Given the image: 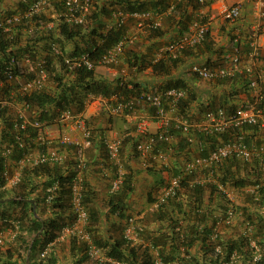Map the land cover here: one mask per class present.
<instances>
[{
	"label": "trees",
	"instance_id": "obj_1",
	"mask_svg": "<svg viewBox=\"0 0 264 264\" xmlns=\"http://www.w3.org/2000/svg\"><path fill=\"white\" fill-rule=\"evenodd\" d=\"M32 1L33 0H18L17 4L19 9L11 12L23 10ZM213 1L214 0H207L203 4L198 3L197 0L177 1L172 10L164 17V27L145 29L143 31L137 28L134 33L130 32L131 35L135 36L134 41L133 43L125 45L120 59L125 62L129 68H136L137 70H143L145 67L151 66L152 73L155 76H165L167 78L166 82H160L154 87L141 85L139 82H135L129 77L125 79V77L123 78L120 75L113 79L96 77L94 72L95 68L93 70L80 68L69 71L64 66L63 58L81 52H87L94 60H98L101 55L112 48L127 31L125 27L126 21L122 26L117 27L115 25L114 12H166L170 6V0H92L91 12L88 15L92 24L88 28L81 25H69L59 18L56 30H54L55 28H51L41 32L38 29H41L40 26L47 20V16L43 12L39 15H34L32 18L24 19L22 21L23 23L16 27L17 30L15 31L13 39H8L3 33H0V68H3L5 62L14 57L17 63L14 68V74L17 76L21 74H24L26 77L31 76L30 74L27 75L24 73L21 60L27 52L28 56L32 58L36 57L37 54L34 53L35 46L41 45L40 47L44 49L46 53L44 56V65L48 74L47 84L42 90L32 91L26 94H17L16 98L18 99V104L21 102L29 104V111L27 112L30 119L36 117L46 124L52 121L54 122L58 113L64 109H69L74 112H83L85 101L89 94H101L105 97H109L117 93L124 97H135L138 106L140 104L144 108H148L146 103L141 99L142 92L150 91L156 93L170 87L186 89L187 94L184 99H181L179 110L191 121L195 118L189 114V110L196 100V95L190 91L188 82L183 76L179 75V77L173 78L170 73L172 68L178 65L183 66L185 61L184 58L191 54L194 55L193 50L198 51L201 43L208 51L215 47L216 42L209 36L210 30L207 32L204 41L194 47L185 49L177 58H169L167 60L161 59L157 62H152L153 54L155 53L154 51L157 50L158 45L160 46L162 44L157 41L158 38L163 37L166 40L165 42L169 41L166 35L170 31L175 36L173 39L182 35L187 30L188 24L195 13L209 7ZM54 7L58 9L59 12L62 9V0H59V3L55 2ZM126 20L134 21L131 17H128ZM30 27L33 28L30 36L23 38V30H28ZM234 37L233 34L230 35V42L236 44L234 46L236 47L237 42L234 41ZM97 38L98 42L95 41ZM241 39L247 40V37L242 36ZM78 40H81L83 43V48H79L77 44ZM63 41L73 44V49L70 50V53L65 52L62 46ZM146 41L151 42L150 44H145ZM52 44L59 46L61 50L60 54L55 55L51 51ZM143 44L145 46V51L140 49ZM216 51L218 53L216 59L208 58L201 63L217 66L222 63L220 61L223 60L226 55L230 54L226 53L222 56V48H217ZM261 61L260 65L264 68L263 55ZM222 80L224 82H235L241 85L245 93L249 94L246 87L248 80L245 76L236 75L232 78L218 81ZM7 92L6 87L0 88V93L7 94ZM224 105L226 104L219 106ZM213 108H215V106H213L212 103L204 104L201 102L198 104V114L201 115L206 110ZM6 112L7 109L0 111V114H2V123L0 124V151L3 144L13 143L11 133L12 124ZM103 113L108 118L114 117L110 116L106 111ZM120 118L127 121L124 117ZM108 121H110V119H108ZM89 122L90 121L87 120V124L91 127ZM131 129H134L133 124ZM249 129H252L250 134H248L250 137L258 133V129L255 127H249ZM91 130L93 133L94 128L91 127ZM177 132L179 133L180 130L176 129L174 125H170V133L173 134ZM28 134L31 138L37 134V131L29 127ZM225 134H227V132ZM225 134H222L223 140L229 138V136L225 137ZM134 139L135 136H131L130 133L128 136L125 135L122 147L123 144L128 141H132L135 146L136 141H133ZM242 139L246 143H249L247 137H242ZM185 141L186 143L188 142L184 136V144ZM215 142L216 141H214V143ZM184 144H182V146ZM213 146L214 144L211 147ZM67 148L71 156L77 154L78 149L75 147ZM208 149H204L203 147V150H200L198 155L205 154ZM19 153L20 150H15L13 157H16ZM216 167L214 172L215 179L205 183L193 182L198 172L187 174L183 177L181 183L182 189L191 192L193 196L191 199L192 203L188 204L194 210L195 214H202L204 211L203 197L207 194V199L211 201L213 196L215 198L217 197L216 203H220V206H217L218 208L227 209L231 201L218 189L216 181L224 184L228 188H234V191L237 190L236 192L240 193L243 198L241 204L233 200L235 210L241 212L240 215L244 217V220L250 219L255 222L256 242L261 249V257L257 261L253 262V250L249 247L248 241L245 240L243 235L241 236V234H239L235 238L228 239H222L219 235L217 241L214 242L208 237L212 228L204 227L201 223L202 219L199 217L198 224H201L200 230L198 228H193V226H189L185 229L181 227V224L178 223L177 220L175 221L172 219L170 233L163 234L166 239L169 237V241H166V239L163 240L160 236L153 241H149L148 244H137L124 239L122 234L118 237L113 236L115 234L110 236H107V234L104 235L100 227L101 214L99 210L94 209L91 204L93 193L88 185L83 182V201L88 212L86 229L91 234L93 243L100 247L104 251L105 256L114 262L112 264H152L151 246L159 250L164 264H224L225 261L229 260L232 253L237 254V257L240 258V264H264L263 166L258 160L242 161L234 157H229L224 159ZM214 168L215 167L212 169ZM205 172L207 171H202V173ZM73 173L74 162L71 157V159L69 158L63 164H41L32 168H25L22 172L20 182L11 188L3 189V180L0 177V218L3 219L9 216L12 218L11 220L16 221L18 225L15 239L7 246H0V264H62L58 262L53 246L48 248V252L42 258L36 259L32 253L34 252L35 254L39 250L43 251L48 244L57 241L62 227L71 222L73 212L69 203L68 184ZM55 180L59 181V187L55 192V197L50 205L49 212H46L48 210H46L44 204L46 196L45 189ZM256 183H259V188L256 189L255 192L245 191L246 187ZM132 190L131 177L129 174H125L120 189L116 193H108L109 195L106 200L108 212L112 215L114 214L118 218H124V201ZM180 191L166 202H172L171 204L178 210L182 206L181 203L176 201ZM166 203L161 205L156 211L162 210ZM209 205L210 204H208V206ZM208 206L207 209L209 208ZM108 215L109 214H107V216ZM6 220H8V218H6ZM3 223L10 224L7 221ZM11 228L15 229L13 225H11ZM196 240H199L202 244L195 253H192L190 248L193 247ZM69 241L70 255L74 257L70 260L69 264H87L86 261L89 259V256L86 252V244L80 242L76 238H70ZM215 243L220 245L221 253L215 251Z\"/></svg>",
	"mask_w": 264,
	"mask_h": 264
},
{
	"label": "built area",
	"instance_id": "obj_2",
	"mask_svg": "<svg viewBox=\"0 0 264 264\" xmlns=\"http://www.w3.org/2000/svg\"><path fill=\"white\" fill-rule=\"evenodd\" d=\"M170 1V6L166 12L137 11L127 13L116 11L114 12L115 25L117 27L122 26L126 19L131 17L139 30L160 28L162 27L164 16L180 0ZM197 1L203 4L207 0ZM50 2L51 0H33L23 10L2 13L0 15V33H3L8 39H13L17 30L16 27L23 23L24 19H29L42 13ZM252 2V15L257 22L251 33L247 34L246 41L249 48L246 55H242L240 48L236 46L232 53L226 55V63L223 65L210 66L206 63H193L190 66L192 74L205 80L227 79L236 75L245 76L248 80L246 87L250 94V98L247 101L240 104L217 106L206 110L199 118L190 121L179 110L180 101L187 94L184 88L170 87L156 93L150 91L142 92L141 99L148 108L137 106L135 97H124L117 93L109 97L101 94H89L87 96L85 103L93 99L103 101L106 113L110 116L124 117L129 123L133 124L136 130L135 133L139 136L135 142V150L141 157H150L164 166H167V154L157 146L158 143L165 142L168 145V149L172 151L171 144H169L172 138L170 125H174L176 129L180 130L189 143L193 142L196 132L205 135H222L226 132L234 133L231 137L229 136V138L210 147L205 154H199L186 160L182 168L177 173L171 174L161 187L159 194L148 207L150 211L159 209L168 199L174 197L178 191L182 190V179L187 174L198 172L193 181L195 183H205L215 179L216 166L226 158L234 157L242 161L258 160L264 169V137L262 142L257 145L255 143L248 144L237 135L238 131H245L249 127H255L264 132V68L259 63L261 53L262 51L264 52V29L261 23L264 19V0H252ZM91 8L92 0H62V9L58 12V17L69 25L82 26L86 22ZM208 12H198L190 20L187 30L182 35L161 44L155 52L153 61L177 58L185 49L194 47L204 41L207 32L210 30V15H208ZM220 14L223 20L234 22L240 18L241 5L239 3L223 5L220 8ZM28 30L31 32L33 28L30 27ZM134 38V35L126 31L123 37L112 48L104 52L98 60H94L87 52H81L64 57V66L67 70L73 71L80 68L93 70L97 64L107 68L119 64L123 48L126 44L133 43ZM239 38V35H236L234 41L239 42ZM51 51L55 55L61 53L59 46L56 44H52ZM21 61L22 65L30 66L35 71L15 89L12 86L17 76L14 74V68L17 65L14 57L6 61L3 68H0V88L10 87L8 92L11 98L17 94L42 90L48 79L44 61L36 62L30 56H23ZM121 72L124 73V70ZM10 105H12L10 101L0 97V111L9 109ZM17 106L14 115L10 118L13 143L3 144L0 151L2 188L7 189L17 185L25 168H32L41 164H63L72 157L74 173L68 184V189L73 217L70 223L62 227L57 239L76 238L86 244V252L90 258L97 259L99 262L108 261L109 258L105 257L101 249L93 243L91 234L86 229L88 212L83 201L84 180L82 176L87 165L86 160L81 154L71 156L67 148L75 147L80 150L91 146L93 134L91 127L87 124L86 117L83 112H74L69 109L61 110L54 122L63 125L70 122L69 124L78 130L79 136L72 137L69 134H61L56 139H53L47 137V124L44 121L36 117L33 119L28 117V103L21 102ZM6 114L8 115V112ZM150 121L157 122L158 129L156 132L148 131L147 126ZM29 127L36 129L37 134L34 137H29ZM123 139V136H114L104 140L110 168L103 169V174L105 176L109 175V194L116 193L123 184L125 175L121 160ZM15 150H20V153L13 157ZM200 150H203V147H200ZM213 167L215 168L212 169ZM109 169L112 171L111 174H109ZM203 170L207 172L202 173ZM216 182L218 189L226 195L231 203L227 206L228 208L225 212L217 217L208 234L209 239L214 242L219 237V226L223 223L229 224L237 214L233 204L235 194L224 184ZM58 187L59 181L55 180L45 189L44 203L47 205H45L46 210L47 207L50 208ZM258 188L259 183H256L246 187L245 191L255 192ZM1 221L10 223L8 234L0 231V246H7L15 239L18 225L14 220L2 219ZM11 225L15 229H12ZM197 228L201 229L200 223L197 224ZM242 229L245 240L248 241L250 248L253 250L252 260L253 262L257 261L261 257V251L256 243L255 222L245 219ZM143 230L144 227L139 222V218L135 215H128L123 226L122 236L130 242H137ZM51 245L52 243L48 244L41 251L40 255L42 257L48 252V248ZM150 249L152 264H164L159 250L153 246ZM214 249L217 253H221L219 244L215 243ZM237 258V254L232 253L229 260L225 261L224 264H231Z\"/></svg>",
	"mask_w": 264,
	"mask_h": 264
},
{
	"label": "crops",
	"instance_id": "obj_3",
	"mask_svg": "<svg viewBox=\"0 0 264 264\" xmlns=\"http://www.w3.org/2000/svg\"><path fill=\"white\" fill-rule=\"evenodd\" d=\"M17 2L18 0H0V14L9 10H18L19 8ZM55 2L59 3V0H51V2L43 10V13L47 16V20H45V22L40 26L41 29H38L41 32H44L51 28H55L54 30H56V25L58 23L59 17L58 9L54 7ZM235 3H239L241 5L240 18L234 22L223 20L220 14L221 6L231 5ZM252 3V0H214L212 4L205 10L209 11V36L213 41L216 42L215 47L208 51V49H205L201 43L198 51L193 50L194 55L191 54L184 58L185 61L183 66L178 65L171 70V77L175 78L179 77V75L183 76V78H185V80L188 82L190 91H192L196 95V100L193 102L191 109L189 110V114L194 116L195 119L199 118L202 115L198 114V104L201 102H203L204 104L212 103L213 106L216 107L222 104H240L250 98V94H246L245 91L241 88V85L235 82L231 83L224 82L223 80H205L199 78L190 72V66L193 63L204 62L208 58L216 59V55L218 54L216 51L217 48H222V56L226 53L233 52L234 46L236 44H232V42H230V35L241 34L244 36L246 35V33H251L253 27L257 22L255 17L252 15ZM196 14L197 13H195V15ZM162 27H164V19ZM130 30L133 31L132 29ZM30 34V30H23L22 37L24 38L26 36H30ZM166 36L168 38L167 40H172L175 37L171 31ZM95 41L98 42V38L95 39ZM157 41L163 44V42H165L166 40L165 38L161 37L158 38ZM150 42L151 41H146L145 44H150ZM62 44L66 53H70V50L73 49V44H70L69 42L67 43L63 41ZM77 44L79 45V48H83L84 46L81 40H78ZM40 46L41 45L35 46L34 53L37 55L32 59L36 62L45 61L44 56L46 53ZM237 46L240 48L242 55H246L245 52H247L249 48L247 41L244 39H239V42H237ZM140 49L145 51L144 44ZM27 53H25L24 56H28ZM154 55L155 53L153 54V57ZM262 55L264 56L263 51L261 53V56ZM261 58L259 60V63L262 62ZM152 62L154 61L152 60ZM220 62L222 63L217 66L225 64L226 58H224ZM119 64H122V66H119V71L115 68L118 67V64L111 66L112 68H107L103 65H97L94 69L96 77L113 79L114 77L120 75L123 76V78L125 77V79L129 77L135 82H139L141 85H145L148 87H154L160 82H166L167 78L165 76H155L152 73L151 66H147L143 70H137L136 68H129L127 64L122 60H120ZM22 66L27 67L28 71L32 68L26 65ZM123 70L124 73L121 72ZM235 90L237 94H234L236 95L230 93ZM139 106L141 105L139 104ZM104 111L105 107L103 106V101L93 99L85 103L83 115L87 118L88 121H90L89 123L91 127L94 128V131L92 133V144L86 149L77 150V154L83 155L87 163L82 176L84 182L88 185L89 189L93 193V197L91 199L92 207L99 210L101 214L100 227L102 229V233L104 235L107 234V236L113 234H115L113 236H120L122 234V229L128 215L137 216L139 218V222L144 227L143 232L136 242L137 244H148L149 241H153L160 236L161 238H163V240L166 239L163 234L170 233L172 219H174L175 221L177 220V222L181 224V227L186 229L189 226L197 228L196 225L198 224L199 217L202 219L201 223L204 227L212 228L217 217L221 216L226 210L217 207L220 206V203H216L217 197L215 198L214 196L211 201L210 199H207V194L204 195V211L202 212V214H195L194 210L190 207L189 204L192 203L191 199L193 196L192 193L188 192L186 189H182L179 193L178 198L176 199V201L181 203L182 205L179 210L176 209L173 204H171L172 202L166 203L165 207L160 211H150L148 207L152 203L154 198L159 194L161 187L166 183L171 174L177 173L182 168L186 160L192 158L195 155H198V153L200 152V147L208 149L213 144L215 145L222 141V135H205L203 133L196 132L194 134L193 142L186 143L185 141L184 144V135L180 132L173 133L171 143H169L173 147L172 151L168 149V145L165 142H160L157 146L161 151H164L167 154V166L162 165L159 161L153 160L150 157H141L138 152L134 150L132 141H128L123 144L121 160L125 174H129L131 177L133 190L128 194L126 200L124 201V218L121 219L114 214H110L108 212V206L106 204V200L109 195V175L105 176L103 174V169L110 168V163L107 158L104 140L105 138H111L114 136L125 137V135L128 136L130 133L131 136H135V139L133 141H136L138 135L134 133V131L136 132L135 127L134 129H131V123H129L128 121H124L120 118V116L108 118L103 113ZM108 119H110V121H108ZM69 123L70 122H67L65 125L56 124L53 121L47 123V137L56 139L61 134H69L72 137H78V130L76 128H73V126ZM147 127L149 132H156L158 129V124L156 121H150ZM251 130L252 129L249 128H247L245 131L240 130L238 131L237 135H239L240 138L247 137L249 140L248 144H254L257 138H260L261 140L263 139L264 133L263 135H259L257 133L255 136L250 137L248 134H250ZM258 132H260L259 129ZM232 134L234 133H227L224 136L231 137ZM214 141L216 142L214 143ZM182 144L184 145L182 146ZM109 172V174L112 173L111 169H109ZM234 196L237 197V195ZM238 197L240 198V196ZM239 198H235L234 201L238 204H241V201L238 202ZM241 198L243 197L241 196ZM208 204L210 205L208 206ZM206 205L209 207L208 209ZM48 208L49 207H47L48 211L46 212H49L50 209ZM107 214L109 215L107 216ZM240 214L241 212L238 211L236 216H234L229 224L223 223L219 226V235L222 239L235 238L238 235L237 232L241 231V217H238L240 218V222H238L237 218V216ZM6 218H8V220L12 219L9 216L3 219ZM1 220L2 219L0 218V231H3L4 234H8L10 224L3 223ZM166 241H169V237L166 239ZM201 244L202 243L199 240H196L193 247L190 248V251L192 253H195L197 249L200 248ZM51 246H53L54 253L58 258L59 263L67 264L68 261L69 264L70 260L74 258L70 255L69 238H66L65 240L53 241ZM89 260L90 258L86 261V263H89Z\"/></svg>",
	"mask_w": 264,
	"mask_h": 264
},
{
	"label": "rangeland",
	"instance_id": "obj_4",
	"mask_svg": "<svg viewBox=\"0 0 264 264\" xmlns=\"http://www.w3.org/2000/svg\"><path fill=\"white\" fill-rule=\"evenodd\" d=\"M94 1V0H93ZM15 5V4H14ZM8 12H11V10H9V11H5V12H3V13H8ZM105 20V19H104ZM91 22H90V19H89V16L87 17V20H86V22L84 23V25H82V26H84V27H86V28H88V27H90L91 26ZM262 25L264 26V19H263V21H262ZM125 27H126V29H127V31L128 32H132V33H134V31H136L137 30V27H136V25L134 24V21H131V20H126V22H125ZM264 28V27H263ZM130 29H132L133 31H131ZM262 57V56H261ZM264 57V56H263ZM118 67H115L118 71H119V69H120V67L119 66H122V64H118L117 65ZM112 68V67H111ZM35 70L34 69H29V71L27 70V67H25L24 66V73H26L27 75L28 74H30V72L31 73H33ZM123 77V76H122ZM26 78V76L25 75H23V74H21V75H18L17 76V78L15 79V82H13V89H15L17 86H18V84L19 83H21L24 79ZM46 84H47V82H46ZM46 86V85H45ZM7 88V91L8 90H10V87H6ZM230 93H232L233 95H236L237 93H236V90L235 91H232V92H230ZM234 93H236V94H234ZM0 97L2 98V99H7L8 101H10V104H12V105H10L9 106V111H8V109H7V112H8V117H12V115H14V113H15V111H16V109H17V105L16 104H18L17 102H18V99L16 98V96H13V98H11V97H9V94H8V92H7V94H3V93H0ZM1 116H2V114H0V123H1V121H2V119H1ZM263 131H260V132H258V134L259 135H263ZM262 142V140L260 139V138H257V140H256V142H255V144H257V145H259L260 143ZM231 189V188H230ZM232 191H233V193L235 194V195H237V197H235V198H239L238 196H240V198H239V200H238V202H240L241 201V195H240V193H236V191H234V188L233 189H231ZM241 217V221H242V223L241 224H243V221H244V217L242 216V215H238L237 216V218L238 217ZM238 222H240V218H238ZM243 229H242V227H241V231H242ZM241 231L240 232H237L238 233V235L239 234H241V236L243 235L242 233H241ZM237 233H235V234H237ZM70 240V239H69ZM257 243V242H256ZM258 245V244H257ZM259 246V245H258ZM250 247V246H249ZM260 247V246H259ZM104 252V251H103ZM40 253H41V251L39 250L37 253H35L34 254V252L32 253V255L36 258V259H38V258H42V256L40 255ZM26 256H27V254H26ZM113 262H105V261H103V262H101V264H112ZM67 264H68V261H67ZM87 264H99L97 261H95L94 259H90L89 260V263H87ZM231 264H240V258H238V259H236L235 261H233Z\"/></svg>",
	"mask_w": 264,
	"mask_h": 264
},
{
	"label": "clouds",
	"instance_id": "obj_5",
	"mask_svg": "<svg viewBox=\"0 0 264 264\" xmlns=\"http://www.w3.org/2000/svg\"><path fill=\"white\" fill-rule=\"evenodd\" d=\"M208 8V7H207ZM206 9V8H205ZM205 9H202V10H200V11H205L206 13L208 12V10H205ZM194 16H196V15H194ZM165 17V16H164ZM164 19V18H163ZM162 23H163V21H162ZM210 27V26H209ZM262 27H264L263 25H262ZM264 29V28H263ZM248 33H246V35H244L245 37H247L248 35H247ZM236 35H238V34H234V36H236ZM242 36L243 35H239V39H241L242 38ZM52 46V45H51ZM245 53H247V52H245ZM32 58V57H31ZM44 64H45V61H44ZM23 67V66H22ZM23 69H24V67H23ZM33 73H31L30 72V75H32ZM30 77V76H29ZM16 78H17V76H16ZM27 78V77H26ZM219 80H221V79H219ZM20 84V83H19ZM18 84V85H19ZM217 107V106H216ZM8 111H9V109H8ZM132 243H136V242H132ZM100 248V247H99ZM101 249V248H100ZM101 251H102V253H103V255L105 256V254H104V252H103V250L101 249ZM260 251H261V249H260ZM106 257V256H105ZM90 258V257H89ZM108 258V257H107ZM90 259H94V258H90ZM95 261H97L98 263H101V262H99L98 260H96V259H94ZM105 262H107V261H105ZM108 262H112L110 259L108 260ZM180 262V261H179ZM114 263V262H113ZM117 264H119V263H117Z\"/></svg>",
	"mask_w": 264,
	"mask_h": 264
},
{
	"label": "water",
	"instance_id": "obj_6",
	"mask_svg": "<svg viewBox=\"0 0 264 264\" xmlns=\"http://www.w3.org/2000/svg\"><path fill=\"white\" fill-rule=\"evenodd\" d=\"M30 250V249H29ZM29 250H28V254H29Z\"/></svg>",
	"mask_w": 264,
	"mask_h": 264
}]
</instances>
